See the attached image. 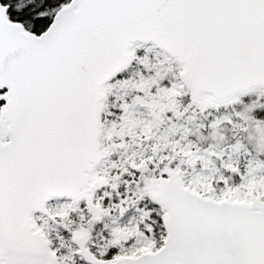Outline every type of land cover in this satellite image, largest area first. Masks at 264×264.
I'll return each mask as SVG.
<instances>
[{
	"label": "snow or ice",
	"instance_id": "1",
	"mask_svg": "<svg viewBox=\"0 0 264 264\" xmlns=\"http://www.w3.org/2000/svg\"><path fill=\"white\" fill-rule=\"evenodd\" d=\"M0 264H264V0H0Z\"/></svg>",
	"mask_w": 264,
	"mask_h": 264
}]
</instances>
